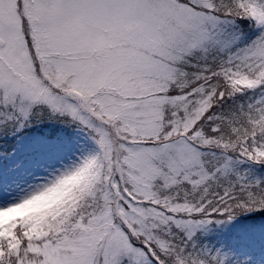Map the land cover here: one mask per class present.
Masks as SVG:
<instances>
[{"label":"snow or ice","instance_id":"6c2138e0","mask_svg":"<svg viewBox=\"0 0 264 264\" xmlns=\"http://www.w3.org/2000/svg\"><path fill=\"white\" fill-rule=\"evenodd\" d=\"M30 133L0 264H258L264 0H0V142ZM248 213L244 243L212 231Z\"/></svg>","mask_w":264,"mask_h":264},{"label":"rangeland","instance_id":"374dc122","mask_svg":"<svg viewBox=\"0 0 264 264\" xmlns=\"http://www.w3.org/2000/svg\"><path fill=\"white\" fill-rule=\"evenodd\" d=\"M66 135L69 138V146L74 150L76 155H79L81 148L85 151H91L95 148V145L83 133L74 134L68 132ZM31 139L32 134L30 133L28 137H23L15 142L9 139L6 145L0 142V147L3 148V151L12 153L11 157H0V168H11V175L15 184H20L21 186L31 182L33 175L38 177L44 170L42 164L45 162L35 161L28 155ZM21 160L25 161V163L19 164L18 167H13ZM14 187L15 185H13V189ZM213 229H218L217 233L224 235V232L234 233L235 231H240V224L234 220L219 226L213 225L212 230ZM247 251L258 262V264H264V244L250 242Z\"/></svg>","mask_w":264,"mask_h":264},{"label":"trees","instance_id":"16d2710c","mask_svg":"<svg viewBox=\"0 0 264 264\" xmlns=\"http://www.w3.org/2000/svg\"><path fill=\"white\" fill-rule=\"evenodd\" d=\"M252 213H248L242 216L237 217V221L240 222L241 227H242V234H249L252 232V230L254 229V227L259 223V218H257L256 221H254L253 219H251L252 217ZM260 230L264 229H258L256 231V233H259ZM214 232V231H213ZM234 236V235H233ZM235 240V239H234Z\"/></svg>","mask_w":264,"mask_h":264}]
</instances>
